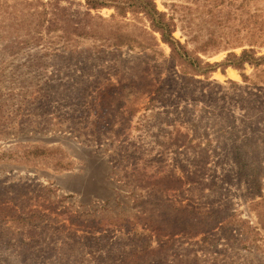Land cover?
Here are the masks:
<instances>
[{
  "label": "rangeland",
  "instance_id": "1",
  "mask_svg": "<svg viewBox=\"0 0 264 264\" xmlns=\"http://www.w3.org/2000/svg\"><path fill=\"white\" fill-rule=\"evenodd\" d=\"M155 4L181 44L198 33L201 0ZM92 15L114 57L0 55V264H264V64L194 76L192 102L142 14Z\"/></svg>",
  "mask_w": 264,
  "mask_h": 264
},
{
  "label": "trees",
  "instance_id": "2",
  "mask_svg": "<svg viewBox=\"0 0 264 264\" xmlns=\"http://www.w3.org/2000/svg\"><path fill=\"white\" fill-rule=\"evenodd\" d=\"M59 1L62 0H56L55 3L40 2L37 6H28L29 9H26L28 2L24 1L20 5L25 4V12L19 17L17 8L20 5L17 6V1L8 4L6 0H0V55H17L31 48L46 47V44L54 47L61 44L62 50L54 53L67 55L75 62L86 57H94L99 52H103V58L114 57L109 50L114 44L100 33L105 21L99 16L92 15V11L111 8L121 16L130 13L142 14L145 17L151 32L158 34L159 41L169 48V63L180 67L181 77L185 81L192 102L196 101L192 89L194 76L208 75L218 68L224 70L231 67L243 70L245 65L264 64V57H258L255 50L264 46V10L259 5L260 0H201L196 10L201 22L200 25H195L198 33L195 32L193 36H190L191 33H185L187 37L185 44L174 38L176 26L173 19L166 12L157 9L155 0H84L85 12L71 11L69 7L60 6ZM50 6L53 9L48 10ZM11 7L13 8L10 12L11 22H8L9 18L5 13ZM1 8H4V12ZM204 32L207 33L203 34ZM144 34L150 42L141 49L144 52L149 51L148 54L153 58V53L157 52V39L146 30ZM125 38L128 39V36L118 37L120 41ZM89 41L93 45L83 48ZM103 47L106 48L105 51L98 49ZM222 52H227L222 62L210 63L202 59L214 57ZM38 60L32 62V66L40 65ZM38 71L39 75H42L40 66ZM232 126L235 124L232 123ZM226 129L228 128L222 127L220 130L224 132ZM234 147L235 159L242 160L241 149L236 145ZM33 152L45 153L44 150L38 149Z\"/></svg>",
  "mask_w": 264,
  "mask_h": 264
},
{
  "label": "bare ground",
  "instance_id": "3",
  "mask_svg": "<svg viewBox=\"0 0 264 264\" xmlns=\"http://www.w3.org/2000/svg\"><path fill=\"white\" fill-rule=\"evenodd\" d=\"M232 74H233V72H232Z\"/></svg>",
  "mask_w": 264,
  "mask_h": 264
}]
</instances>
